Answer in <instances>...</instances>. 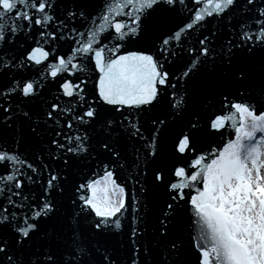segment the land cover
I'll list each match as a JSON object with an SVG mask.
<instances>
[{"label": "snow or ice", "instance_id": "obj_1", "mask_svg": "<svg viewBox=\"0 0 264 264\" xmlns=\"http://www.w3.org/2000/svg\"><path fill=\"white\" fill-rule=\"evenodd\" d=\"M0 264H264V0H0Z\"/></svg>", "mask_w": 264, "mask_h": 264}]
</instances>
